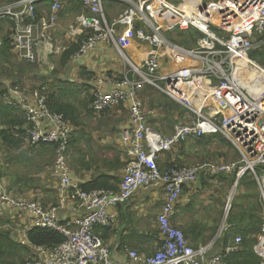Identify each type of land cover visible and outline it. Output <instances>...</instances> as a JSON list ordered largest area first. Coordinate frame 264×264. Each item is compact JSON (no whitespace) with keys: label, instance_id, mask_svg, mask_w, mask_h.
<instances>
[{"label":"built area","instance_id":"1","mask_svg":"<svg viewBox=\"0 0 264 264\" xmlns=\"http://www.w3.org/2000/svg\"><path fill=\"white\" fill-rule=\"evenodd\" d=\"M19 0L0 6V18L13 24L12 46L29 62L39 61V50L44 47L59 53L47 32L52 30L58 14L64 8L63 0H52L50 18L38 22L35 2ZM130 5L112 24L105 22V0H82L92 16L81 15L71 25L73 34L92 28L91 36L82 44L80 52L96 48L99 42L114 44L130 63L117 41V27L124 24L136 33L139 40L151 44L142 65L132 67L139 78L130 75L116 80L109 90L97 88L93 107L98 112L119 104H127L130 125L122 130V143L128 156L119 191L110 189L84 190L71 178L69 146L74 127L63 113L48 106V97L38 92L34 101L23 97V89L13 87L6 95V103L24 110L30 126L26 128L31 146L54 144L56 156L54 171L59 177L57 206L45 207L38 200L19 198L7 191L0 192V204L12 206L30 214L34 228H51L61 232L65 240L54 246L35 245V253L26 264H125L112 258L101 231L96 228L115 227L117 215L113 206L131 199L137 192L161 186L165 201L158 214L163 235L160 249L150 255L137 250L128 252L134 262L144 264H234L244 250L242 235L229 238L218 252L211 253L220 237L226 236L231 224L227 221L233 199L241 180L248 173L255 176L260 191L264 219V93L257 94L254 85L264 82V0H122ZM165 20L169 25L191 26L202 34L192 49L172 41L155 21ZM142 22L143 26L137 23ZM4 46L0 39V51ZM256 53V55H254ZM180 57L191 61L171 71H163L165 60ZM153 86L169 96L186 110L178 117L173 133L163 135L149 122L140 92ZM223 135L238 149L241 159L233 162L204 161L183 164L179 160L162 169L159 159L163 153L181 146L190 138ZM262 173H258V169ZM201 173L226 174L234 177V189L226 204L225 216L217 238L198 247L190 244L185 232L173 224L179 204L188 185L197 183ZM68 201L84 210L76 224L61 219L59 209ZM262 235L253 244V253L264 264V222ZM74 225V226H73ZM238 254L237 256H234ZM243 254V252H242ZM250 264V263H249Z\"/></svg>","mask_w":264,"mask_h":264},{"label":"crops","instance_id":"2","mask_svg":"<svg viewBox=\"0 0 264 264\" xmlns=\"http://www.w3.org/2000/svg\"><path fill=\"white\" fill-rule=\"evenodd\" d=\"M18 1L0 0V6L11 5ZM63 1V10L58 14L52 30L47 32L53 45L59 47L61 51L54 53L50 49H45L44 47L52 45L47 41L46 46L40 48L39 61L35 63L21 58L12 43L10 50L7 51L8 47L5 44L7 40L11 41L14 25L9 19L0 18V39L4 42V47L0 51V68L10 74L9 77L0 80V108L3 106V111L0 112V130H7L23 140L19 147H16L8 145L0 137V192L7 191L15 197L38 200L45 207L59 204V177L54 171L56 147L54 144H44L30 149L31 145L26 133V127L29 126L25 118L26 114L24 110L8 105L4 94L7 90L10 91L18 86L23 89V97L27 100L34 101L38 92H44L47 96L50 93L53 94L63 106L67 105L68 107L63 108L68 115L64 112L63 114L74 127L69 146L72 181L84 190L119 191L124 167L128 160L121 134L123 128L130 125V110L127 104L122 103L109 110L98 112L93 107V92L97 88L111 89L113 83L125 75H130L134 79L139 78L131 63L137 66L142 65L151 48L150 43L139 40L134 31H131L127 25L121 24L117 27V41L130 63L119 53L114 44L104 41L99 42L94 49L80 52L82 44L91 36L93 30L84 28L80 33L73 34L70 28L71 25L78 23L79 16H92L93 13L83 5L82 0ZM51 3L52 0L35 2L38 22L43 18H50ZM129 5V2L122 0H105V22L112 24ZM156 18L153 22L161 27L167 37L176 42L171 38V34L178 30L182 31V28L178 24L169 26L165 20L159 19V16ZM137 25L143 26V23L138 22ZM182 46L192 49L197 45L184 44ZM73 47L78 50L72 52ZM187 64H191V61L171 57L165 60L163 71L168 72ZM159 93L163 100H160ZM140 96L145 109L148 113L152 112L149 114L151 126L160 132L164 130L165 135L172 134L173 126L181 116L180 107H183L153 86L143 88ZM167 99L170 103L164 102ZM172 102L175 103L173 110L177 111L171 114L163 111L165 106L169 107ZM7 108H9L8 112H6ZM20 120H25L24 124L21 125ZM21 131L24 133L20 134ZM217 138L218 136H205L201 140L214 141ZM189 141H196V139H188L182 147ZM229 142L235 147L231 141ZM1 154H4V157ZM167 154L168 152L163 153L159 159L161 168H167L171 164L164 157ZM185 155L190 158L189 153L183 151L182 148L181 152L173 156L172 161L174 159L186 161ZM27 158L31 163L28 166L31 172L29 176L20 178L6 171V167L19 165ZM222 175L223 177L218 178L223 184L216 186L217 177L201 173L197 183L185 187L178 213L172 218L173 224L185 232L190 244L195 247L206 245L217 238L222 218L221 215L219 216V208L223 203V209H226L228 196L232 189L231 185V188L227 189L228 182H225L229 180L234 183V177ZM256 185L260 198L259 186L257 183ZM251 189L253 190V187ZM243 193L245 192L243 191L242 195ZM164 201L165 193L162 187L154 186L140 190L127 202L111 208V211L117 215V225L115 227L99 226L96 229L101 231L113 259L125 264H144L132 261L128 252L137 250L142 255H150L162 247L164 238L158 223V214L162 210ZM83 213L84 210L77 208L72 201H68L64 207L59 209L61 219L69 224H76V220ZM261 213L262 211L258 208L257 219L260 222L259 226L253 228L246 222L243 223L244 225L234 221L231 223L228 217L227 221L231 224V228L226 236L218 239L211 253L221 250L229 238L239 234L250 237L247 241L251 243L248 247L252 249L253 244L262 235L264 219ZM217 221L219 222L218 229H213V222ZM103 228H108V230L104 232ZM36 229L30 224L28 212L0 204V233H8L11 242L6 253L2 255L0 253V262L14 260L16 264L27 263L36 250L34 248L36 244L30 240V233H34ZM10 249L13 252L9 251ZM244 256L239 255L238 260L243 259ZM234 260L236 261L237 258Z\"/></svg>","mask_w":264,"mask_h":264},{"label":"rangeland","instance_id":"3","mask_svg":"<svg viewBox=\"0 0 264 264\" xmlns=\"http://www.w3.org/2000/svg\"><path fill=\"white\" fill-rule=\"evenodd\" d=\"M173 1L175 2V4L179 3L178 0H173ZM205 1L213 2V1H217V0H205ZM171 35L176 37L177 39L186 40L187 45H189V46L198 45V41L202 37V35L199 33L197 34L195 32V28H193L191 26L182 27V32L180 30H178ZM254 55H256V53ZM257 59L259 60V62L262 65H264V59L262 56H258ZM9 75L10 74H8V72L3 71L0 68V80L9 77ZM159 98H160V100H163L160 93H159ZM164 102L170 103V101L168 99ZM173 104H175V103L172 102L169 105V107L165 106V109L163 111H165L166 113H170V114L175 113L177 110H173ZM180 109H181V115H185L186 110L184 108H181V107H180ZM159 111H161V110H159ZM163 115L165 116V114H163ZM173 128H174V126H173ZM163 132H165L164 130H162L161 133L163 135H165V133H163ZM216 136H218V138L214 141L202 140L203 142L205 141V143H203L202 141H197V140L196 141H189L188 143H185L184 147H182V145H181V146H178V147L172 149L164 157L166 160H169L170 162L173 163V161H172L173 156H176L177 152L178 153L181 152V150L183 148V151H185V152L187 151L189 153V156H190V158H188V156L185 155L187 160L186 161H184V160L180 161V163H183V164H192V163H198V162H204V161L228 163V162H233V161H237V160L241 159L240 152L225 137H223L221 135H216ZM206 142H208V143H206ZM37 147H40V146H30V149L37 148ZM1 156L4 157V154H1ZM30 164L31 163H30V161H28V158H27V159L23 160V162H20L19 165H12L10 167H6V171L12 173L13 175H17V177L25 178V177L29 176V174H31L30 168L28 167ZM162 169H165V168H162ZM258 173L259 174L262 173L261 168L258 169ZM208 176L215 177L214 175H211V174H208ZM228 177H232V176H228ZM217 179H218V183L216 186H218L219 184L222 185L223 183H222V181L219 180L218 176H217ZM227 182H228V188L227 189H230L232 186V190H233L234 189V186L232 185L233 182L231 183L229 180H227L225 183H227ZM256 183H257V181L255 179V176L252 173L246 174L244 176V178L241 180V182L238 186V189L236 191V196L233 199L232 209L230 210V213L228 215L230 220H228V218H227V220L229 222L233 221L232 220L233 217L240 219L246 214L245 212H250L252 209H254V207L258 208L259 194L257 191L258 187H257ZM251 186H253V190H251V192H254L253 197L251 196L249 198L243 199V197H245V194L250 192L249 188ZM243 191L245 193H243V195H242ZM224 199H225V197H224ZM219 209H220L219 210V216L220 215L222 216L221 221H220V224H221L223 216H224V211H225L223 209V203L220 205ZM259 210L262 211L261 204H260ZM243 218H245V217H243ZM248 218H251V217H246L245 219H248ZM234 222H236V221H234ZM218 226H219L218 221L213 222V229H218ZM243 248H245V244H243ZM251 251L252 250H250V252ZM250 252L246 246L244 253L243 254L241 253L239 255H246Z\"/></svg>","mask_w":264,"mask_h":264},{"label":"trees","instance_id":"4","mask_svg":"<svg viewBox=\"0 0 264 264\" xmlns=\"http://www.w3.org/2000/svg\"><path fill=\"white\" fill-rule=\"evenodd\" d=\"M195 32L197 34L198 33L201 34L200 31H198L196 29H195ZM171 38L172 39H175V41L177 43H179L180 45H184V44L187 45L186 40H183V39L180 40V39H177L176 37H172V36H171ZM11 43L12 42L10 40H7V42L5 44L6 47H8L7 48V51L10 50ZM75 50H78V48L73 47V49L71 51L73 52ZM66 57H68V56H66ZM9 93H10V91L7 90V92L4 94L5 97ZM47 97H48V101H47L48 106L54 112L60 113L62 111L61 113L64 112L65 115L66 114L68 115V112H66V110L63 108V107H68L67 105H64L63 106V104H60V102L58 101V99L55 98L53 94L51 95V93ZM9 108L6 109L7 110L6 112L9 111ZM2 111H3V106L0 108V112H2ZM5 114L8 115L9 113H5ZM25 118H26V121H27V125L30 126L29 121L27 120V117H25ZM20 122H21V125H22V124H24L25 120L24 121L23 120H20ZM13 124H15V122ZM21 133H24V131H21L20 134ZM0 137H2L4 139V141L8 145H15L16 147H19L20 143H22V141H23V140H21L22 138L20 136H15V135H13L12 133H10L7 130H3V131L0 130ZM196 140L197 141H202L201 139H196ZM262 167L264 168V166H262ZM217 176L218 177L219 176L223 177L222 174H218L215 177H217ZM251 187H253V186H251ZM251 187L249 188L250 192L246 193L245 194V197H243V199L244 198H249L251 196L253 197L254 192H251V190H252ZM260 204H261V201H260V198H259V201H258V208L259 209H260ZM258 208H255L254 207V209H252L250 212H245L246 213L245 214L246 216L244 215L243 217H245V218L246 217H251V218L245 219V218L242 217L240 219H237L236 217H233L232 220L233 221H236L238 224H242V225H244L243 223L246 222L247 224H249V226H252V228L253 227H257V226H259L258 223L260 222V220L257 219V211H258ZM103 230H104V232H106L108 230V228H103ZM243 237H244V244H245V246H247V248H249L248 246H251V243L248 242L247 240H248V238L250 239V237L249 236L247 237V235L246 236L243 235ZM30 240H31V242L35 243L36 245H41V246H46V247H54V246L62 243L65 240V237H64V235L61 232H59L57 230H54V229H51V228H37L34 233H30ZM246 242H247V244H246ZM9 246H11V242H10L8 233H6V232L4 234L3 233H0V253H1V255L6 253V250L8 249ZM248 250L250 252V250H252V249L249 248ZM9 251L13 252L12 249H10ZM244 251H245V248H244V250L242 252L244 253ZM242 252H240L238 254H241ZM11 255H13V254H11ZM259 260L260 259L253 253V250H252L250 253L246 254L243 259L238 260V258H237V260L234 261V264L258 263ZM12 263L13 264H16L14 262V260L12 262H5V261H1L0 262V264H12Z\"/></svg>","mask_w":264,"mask_h":264},{"label":"bare ground","instance_id":"5","mask_svg":"<svg viewBox=\"0 0 264 264\" xmlns=\"http://www.w3.org/2000/svg\"><path fill=\"white\" fill-rule=\"evenodd\" d=\"M254 91L257 94L262 95L264 93V82L254 85Z\"/></svg>","mask_w":264,"mask_h":264}]
</instances>
